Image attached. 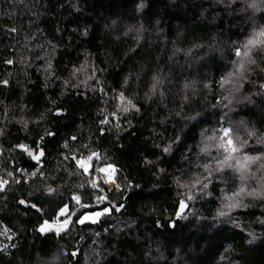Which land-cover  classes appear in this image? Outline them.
I'll list each match as a JSON object with an SVG mask.
<instances>
[{"label":"trees","instance_id":"trees-1","mask_svg":"<svg viewBox=\"0 0 264 264\" xmlns=\"http://www.w3.org/2000/svg\"><path fill=\"white\" fill-rule=\"evenodd\" d=\"M263 27L260 0H0V264H264V52L235 55ZM226 127L244 175L188 201Z\"/></svg>","mask_w":264,"mask_h":264},{"label":"snow or ice","instance_id":"snow-or-ice-1","mask_svg":"<svg viewBox=\"0 0 264 264\" xmlns=\"http://www.w3.org/2000/svg\"><path fill=\"white\" fill-rule=\"evenodd\" d=\"M140 7L142 8L143 4H141ZM257 46H260L261 49H264V30L254 34L253 38L249 39L245 44L241 45V48L236 50L235 55L237 57L243 56V57L247 58L249 56L251 49L253 47H257ZM241 49L243 51H241ZM9 63H11V61H9ZM240 68L241 69L243 68V62L242 61L240 62ZM230 77H231V73L229 74V76H227L225 78L223 83H229ZM4 83H7V81H5ZM261 87H264V84H262ZM121 99L122 100L124 99L123 94H121ZM128 103L131 104L132 102L129 100ZM124 111H128V109L124 108ZM101 123L106 124V123H108V121L103 120V121H101ZM221 132H222V135H220V136L213 135V136L208 137V139L212 140V141H218L217 149L218 150L223 149V154H222L223 159H221L220 156H213L212 160H215L218 162L217 167L215 169H211V165L206 162V163L201 165L204 172L207 173L206 176H203V179H201L200 174H197L194 182H192L191 185H181V187H189V192L186 194L188 201L195 199V195L192 192L193 189H197L198 186H199L200 191H203L204 189L208 188L209 184L212 182V178L214 177V175H213L214 172L220 173V172H223L226 167H229V168L231 167V164L229 162L234 160V154L238 150L235 147V143H234V140L232 138V129L227 128V127L222 128ZM20 147L23 148L24 146L21 145ZM65 147H67V144L65 145ZM170 149H171V145L165 147L163 149V151L168 152V151H170ZM202 151L207 153L208 155H211V153H209L207 147L203 148ZM28 154L30 156H32V158L37 160V161L40 159L41 156L44 155V153L42 151H40L38 155H33V153L31 151H29ZM92 155L95 156L96 154L93 153ZM73 159L75 160L76 158L73 157ZM91 159H92V156H89L88 160H91ZM251 159H252V157L245 156L243 158V161L246 162V161L251 160ZM235 162H236L238 168L243 167V163L241 162L240 158L235 157ZM76 163L81 168H83L85 172H88V167L85 166V163L83 161L76 160ZM109 168H111V166H109ZM98 171L107 172V171H109V169L100 168V169H98ZM111 171L114 172L115 169L111 168ZM8 176H12V173L9 172ZM109 179H111V177H109ZM104 182L108 183V180H105ZM5 184H7V181L0 182V190H3ZM90 184H91L92 188H94V189L97 188V182L95 180L90 181ZM117 187H119V186L117 185ZM48 190L52 191V189H48ZM72 198L75 201H77V203H79V201H80L79 196L74 195ZM104 199L105 198L103 196L98 197V200H100V201H103ZM225 199L228 201V203L223 204L222 208L217 211V217L229 216L233 209H235L237 207H246V206H241L239 201L236 200L235 197H233V196H227ZM20 203H24V201H20ZM186 206H187L186 203L184 201H181L179 211L177 212V216H180L181 213H183L185 211ZM82 207H87V206L82 205ZM225 209H227V210H225ZM115 210L120 211V208L117 207ZM65 211H66V206L64 209H61V214H63ZM109 211H110V209L105 208L103 210V212H97V213H95V215L100 216V215H103L105 213H108ZM74 214L75 213H73V215ZM88 218L89 217L87 215H85L82 219L79 220V223L83 224L85 222V220ZM260 222L262 224H264V219H262ZM64 223L66 225L68 223V221L66 220ZM46 227H48V226L46 225L45 228ZM45 228H41V232L45 231ZM5 232H7V229H5Z\"/></svg>","mask_w":264,"mask_h":264},{"label":"rangeland","instance_id":"rangeland-1","mask_svg":"<svg viewBox=\"0 0 264 264\" xmlns=\"http://www.w3.org/2000/svg\"><path fill=\"white\" fill-rule=\"evenodd\" d=\"M255 2H257V0H255ZM260 2H261V4H264V0H260ZM255 5V4H254ZM259 7V6H258ZM262 30H264V27H263V29H259L258 30V32H260V31H262ZM217 145L218 144H216V143H212L211 144V146H213L210 150L212 151V153H216V154H214V155H218V156H221L222 154H223V149H219V150H221V151H219L218 152V150H217ZM235 156H237L238 158H240V154H234ZM241 160V159H240ZM81 161H83L84 163H85V166L86 167H88V171L90 170V165H89V163L86 161V160H83V159H81ZM241 162L243 163V167L242 168H238L237 167V164H236V162H235V157H234V160L233 161H230L229 163L231 164V167L229 168V167H226L225 169H224V171H231V173L233 172V174H235V175H238V176H242V175H244V169H245V165H246V163H245V161H243V160H241ZM216 164L218 163V162H215ZM217 165H214L213 164V167H211V169H214V167H216ZM101 168H105V169H109V171H107V172H100V171H98V173H99V176L101 177V179L103 180V182L105 181V180H108V183L106 184L105 182V185H106V187L108 186L109 188H111V186H112V182L110 181V179H109V177H111V175L113 174L115 177H116V179H117V169L115 168V167H113V166H111V168H114L115 169V171L114 172H112L111 171V168H109V166H104V167H101ZM83 169V168H82ZM100 169V168H99ZM84 170V169H83ZM196 178V176L194 177V179ZM201 179H203V177L201 176ZM118 182V181H117ZM118 186H119V184H118ZM107 187V189L109 190V191H116V190H118V189H120V186L119 187H117L115 190H110L109 188ZM199 187V186H198ZM197 187V188H198ZM227 196H232L231 194L230 195H226L225 196V198L227 197ZM233 197H235V199L236 200H240V193H238V194H235ZM224 198V199H225ZM225 201H226V203H228V201L225 199ZM239 203H240V201H239ZM101 212H103V211H101ZM67 213V209H66V211L63 213V214H61V212H60V216H62V215H65ZM97 213V212H96ZM89 218L88 219H86L85 220V222H97L100 218H101V216L102 215H100V216H96L95 215V213H92V214H86ZM84 222V223H85ZM65 223H63V224H61V225H59V227L57 228V231H63L64 229H65ZM52 229V228H51ZM153 243L156 245L157 244V237H156V235L155 236H153ZM129 251H128V256L130 257L131 255L130 254H132L131 253V251H130V249H129V247L127 248Z\"/></svg>","mask_w":264,"mask_h":264},{"label":"water","instance_id":"water-1","mask_svg":"<svg viewBox=\"0 0 264 264\" xmlns=\"http://www.w3.org/2000/svg\"><path fill=\"white\" fill-rule=\"evenodd\" d=\"M180 208V207H179ZM187 206H186V208H185V211L183 212V213H181V215L180 216H182V215H184L186 212H187ZM178 211H179V209H178ZM180 216H178V217H180ZM46 225L47 226H49V227H53L54 226V224H51V223H46Z\"/></svg>","mask_w":264,"mask_h":264},{"label":"built area","instance_id":"built-area-1","mask_svg":"<svg viewBox=\"0 0 264 264\" xmlns=\"http://www.w3.org/2000/svg\"><path fill=\"white\" fill-rule=\"evenodd\" d=\"M3 181H7V183H8V179H7V177H5V176H0V182H3ZM6 185V184H5ZM5 185H4V187H5ZM4 189V188H3Z\"/></svg>","mask_w":264,"mask_h":264},{"label":"clouds","instance_id":"clouds-1","mask_svg":"<svg viewBox=\"0 0 264 264\" xmlns=\"http://www.w3.org/2000/svg\"><path fill=\"white\" fill-rule=\"evenodd\" d=\"M262 52H264V49H261ZM262 72H264V68L261 69Z\"/></svg>","mask_w":264,"mask_h":264}]
</instances>
